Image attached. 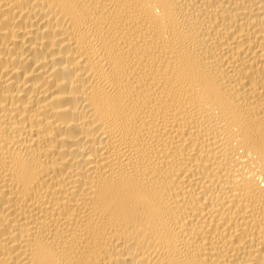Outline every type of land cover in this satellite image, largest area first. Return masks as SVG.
<instances>
[{
	"label": "bare ground",
	"instance_id": "1",
	"mask_svg": "<svg viewBox=\"0 0 264 264\" xmlns=\"http://www.w3.org/2000/svg\"><path fill=\"white\" fill-rule=\"evenodd\" d=\"M0 264H264V0H0Z\"/></svg>",
	"mask_w": 264,
	"mask_h": 264
}]
</instances>
